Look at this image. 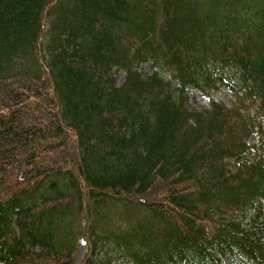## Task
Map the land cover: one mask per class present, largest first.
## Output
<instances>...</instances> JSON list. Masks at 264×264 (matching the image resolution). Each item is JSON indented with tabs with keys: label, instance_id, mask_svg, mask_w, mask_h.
<instances>
[{
	"label": "trees",
	"instance_id": "trees-1",
	"mask_svg": "<svg viewBox=\"0 0 264 264\" xmlns=\"http://www.w3.org/2000/svg\"><path fill=\"white\" fill-rule=\"evenodd\" d=\"M0 264H264V0H0Z\"/></svg>",
	"mask_w": 264,
	"mask_h": 264
},
{
	"label": "rangeland",
	"instance_id": "rangeland-1",
	"mask_svg": "<svg viewBox=\"0 0 264 264\" xmlns=\"http://www.w3.org/2000/svg\"><path fill=\"white\" fill-rule=\"evenodd\" d=\"M150 65H144L142 67V71L149 73ZM123 81V76L119 77V83ZM190 107L198 110L208 109L210 107L211 100L223 101L226 104L230 103V94L226 90V88H222L221 90L210 93L209 95L202 93L201 91H193L190 95ZM144 216V215H143ZM84 254V248H81L78 253V259H80Z\"/></svg>",
	"mask_w": 264,
	"mask_h": 264
}]
</instances>
